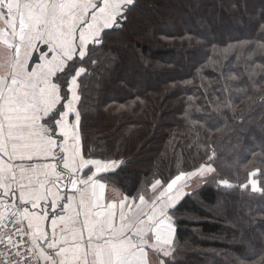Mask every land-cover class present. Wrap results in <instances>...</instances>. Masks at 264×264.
Wrapping results in <instances>:
<instances>
[{
	"label": "trees",
	"instance_id": "16d2710c",
	"mask_svg": "<svg viewBox=\"0 0 264 264\" xmlns=\"http://www.w3.org/2000/svg\"><path fill=\"white\" fill-rule=\"evenodd\" d=\"M80 67L83 155L117 164L102 179L137 199L195 177L163 264H264V0H133Z\"/></svg>",
	"mask_w": 264,
	"mask_h": 264
},
{
	"label": "crops",
	"instance_id": "0c3cea01",
	"mask_svg": "<svg viewBox=\"0 0 264 264\" xmlns=\"http://www.w3.org/2000/svg\"><path fill=\"white\" fill-rule=\"evenodd\" d=\"M133 0H0V205L19 202L41 264H163L179 178L126 196L85 158L70 65Z\"/></svg>",
	"mask_w": 264,
	"mask_h": 264
},
{
	"label": "built area",
	"instance_id": "2783aa9c",
	"mask_svg": "<svg viewBox=\"0 0 264 264\" xmlns=\"http://www.w3.org/2000/svg\"><path fill=\"white\" fill-rule=\"evenodd\" d=\"M0 264H40L18 202L0 205Z\"/></svg>",
	"mask_w": 264,
	"mask_h": 264
},
{
	"label": "rangeland",
	"instance_id": "374dc122",
	"mask_svg": "<svg viewBox=\"0 0 264 264\" xmlns=\"http://www.w3.org/2000/svg\"><path fill=\"white\" fill-rule=\"evenodd\" d=\"M228 20H231L230 17H228ZM195 177H192V175L190 173L186 174L184 173L181 178H179V182H177L179 184V187L183 188L184 190H186L185 192H187V187L191 185V183L194 182ZM250 186L251 189L256 190L258 189V184L257 181L254 178H251L250 180Z\"/></svg>",
	"mask_w": 264,
	"mask_h": 264
}]
</instances>
